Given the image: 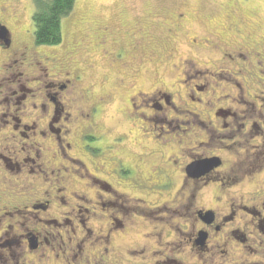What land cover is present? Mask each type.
Segmentation results:
<instances>
[{
  "label": "rangeland",
  "instance_id": "1",
  "mask_svg": "<svg viewBox=\"0 0 264 264\" xmlns=\"http://www.w3.org/2000/svg\"><path fill=\"white\" fill-rule=\"evenodd\" d=\"M32 15L31 0H0V26L11 40L8 50L0 46V154L14 164L37 157L35 166L25 163L14 173L0 158V237L13 222L45 228L61 236L51 242L52 261L55 251L62 257L74 255L75 239L83 235L81 221L86 220L87 228L99 227L104 233L111 229L109 253L102 255L100 263L91 259L94 252L85 246L90 264H157L165 258L176 264H208L205 258L215 252L197 253L185 246L191 230L185 227L182 212H173V194H182L179 187L184 181L178 141H197L193 132L205 129L189 125L184 111L177 109L198 108L211 121L221 107L242 120L247 102L252 103L258 118H251L247 125L254 121L262 129L251 130L248 135L253 140L243 147L250 153L262 152L251 146H260L264 140V114L258 109L264 98V0H75L72 14L61 23L63 40L55 47L34 44ZM104 38H110L106 46L101 44ZM223 50L236 60L229 62ZM118 52L119 61L115 59ZM206 71L213 74L209 83ZM190 73H203V80L187 82ZM66 81L68 91L63 96L67 101L61 102L70 115L63 116L62 141L56 144L44 129L52 111L46 96L55 91L47 87ZM205 84L208 91L198 94L203 101L199 107L190 100L191 90ZM20 87L28 92H20ZM155 92L181 94L182 99L173 100L175 112L167 108L168 120L178 117L177 123L168 126L148 120L146 98ZM162 127L163 136L156 138ZM177 130L185 134L176 135ZM101 183H108L111 192L102 189ZM240 185L241 190L234 192ZM231 187H224L228 198L243 197V201L250 200L256 189L243 178ZM206 192L200 200L210 208L211 193ZM46 193L52 196L49 199L63 197L65 205L53 199L49 217L24 209L47 198ZM107 203L109 208L102 210L100 204ZM125 203L139 208L127 212L119 229L113 219L122 220L119 211L130 210L132 206ZM58 209L69 213L65 217L72 226L45 227L40 220L57 218ZM86 209L101 220H91ZM248 219L238 217L232 228L244 227ZM20 224L13 225L15 231L26 228ZM245 232L248 242L234 241L227 250L220 246L218 250L225 252L214 264H264V236L255 228ZM4 249H0V264H5Z\"/></svg>",
  "mask_w": 264,
  "mask_h": 264
},
{
  "label": "flooded vegetation",
  "instance_id": "2",
  "mask_svg": "<svg viewBox=\"0 0 264 264\" xmlns=\"http://www.w3.org/2000/svg\"><path fill=\"white\" fill-rule=\"evenodd\" d=\"M109 40L110 38H104L101 44L106 46L108 43L107 41ZM191 43L196 44L195 41H192ZM10 45L6 47L0 44V46L5 50H8ZM224 50L222 53L225 57H227L229 62L236 60L232 53L224 54ZM106 53L107 51L104 50L103 55L105 56ZM168 53V55L172 57V54H170L171 50H169ZM238 57H241L243 60L245 59V56L240 53ZM115 59L119 61V52L116 54ZM186 63L188 66V62ZM202 74L193 73V76H191L190 73L186 74L185 78L187 82L191 80L199 81L201 79L203 80L201 77ZM206 74L207 76L205 77V80L207 83H209V78L212 77L213 74L209 73V71H206ZM68 82L69 81L60 82L57 85L51 84L47 87L48 89L51 88V90L53 89L55 91L52 94H47L46 96L47 102H50L51 105H49L52 106V111L51 115L47 116L48 119L45 123L44 129L46 130L45 132H48L55 137L56 144H60L62 141L61 135L63 124H61V122L63 119H65L63 116L70 115V113L65 110V106L61 102V100L67 101L63 95L68 91ZM237 86L240 88L239 85ZM19 91L24 93L28 92V90H25L24 87H20ZM207 91L208 88L206 84L200 87L194 85V89L191 90L192 94L190 95V100L193 102V104L197 103L200 107L203 101L200 99L201 96L199 95L204 92L206 93ZM60 93L61 95L59 96ZM174 98L182 99V96L181 94H171L169 92H162L160 94L155 92L149 95L146 98V100L149 101L148 112L151 114L148 120L150 122L155 121L161 123L162 125L166 124L168 126H172L174 122L177 123L178 117H169L170 119L173 118V122L169 121L167 118L168 107L175 112V103H173ZM21 99H25V94H23ZM72 100L74 101V99ZM261 100L262 105L260 108H258L259 114L262 110L264 114V98ZM246 106L248 107V111L242 120L238 119L234 112L221 107L215 110L211 117V121H208V118L205 116V114L199 112L198 108H194L192 110L177 109L184 111L182 113L186 114V121L188 120L187 123H190L189 125L194 126V124H200V126L202 125L205 129L202 132H199L198 130L193 132L195 136L194 138H196L197 141L192 139V142H188V144H185L182 140L178 141V144L180 145L179 149L177 148L178 154L180 155L178 160H182L179 171L183 175V180L185 182L183 181L179 187V190H182V194H180L178 191L175 197L173 194L172 202L175 204V209H173V212H182L181 215L185 218L187 223L185 227L190 228L191 230L190 233L187 234L185 246H187L192 252H194L195 249H197V253L207 252L208 250V254L215 252L213 257L205 258V261L209 262L208 264H214L215 258H217L220 253L223 254L225 252L224 250H218L220 246L226 247L225 249L227 250V247L229 248V246H232L234 241L239 242L242 245L246 244L248 242V236L245 230H247L248 227L250 230L255 228L258 234L264 236V140L260 146H251L253 149L258 151L263 149L260 153L255 154L253 151L250 153L249 150L243 147L245 144H249V142L253 140L248 135L251 130L257 133L258 130L262 129V127H260L259 124L254 121L247 125L251 118H258V116L256 114L257 112L255 110V106L252 103L247 102ZM66 107H68V104H66ZM44 108L46 107L42 106V111ZM48 108L50 107L48 106ZM176 114L178 113L176 112ZM157 115H162V117ZM201 117H203L202 120ZM228 119L232 121L228 122ZM14 120L15 119H13V122ZM240 121H243V123ZM15 122L20 123L19 120H15ZM168 126L167 128L172 130ZM13 127L15 129L17 128V126ZM25 128L28 131L31 129L29 126ZM32 129H34V127H32ZM244 130H247L248 133H246L247 131L245 132ZM162 131L163 127L158 131L159 135L157 134L156 138L163 136ZM167 132L164 133L167 134ZM175 134H185V131H180L178 133L177 130ZM238 136L241 138V140L237 141L236 138ZM244 138L248 140L247 143ZM236 148L241 150L243 149L244 153H239ZM234 151H236V153H234ZM0 158L4 163H7L5 164V167L14 173L19 172L20 167L25 163H30L31 165L35 166L37 157L32 159H21L22 163L16 162L15 164L10 158H6L1 154ZM31 167L29 168L33 170V167ZM242 178L247 180L252 188L255 186L256 189L251 191L250 194L252 198L250 200L245 199L247 201H243V197L238 199L237 197L236 199H229V192L224 191V187L232 186L231 188H233L239 184ZM33 180L37 179L35 178ZM92 180L95 182H101L95 179ZM15 187L21 186L16 185ZM34 187L35 186L33 185L30 186V188ZM101 187L107 192H111V186L108 183H101ZM241 188L242 185L234 188V192H239ZM184 190L186 193H184ZM206 191L211 193L210 208L204 207L200 200L204 194H207ZM45 195L47 198L40 201H35L32 204L26 206L24 209L29 208V211L35 214L43 213L49 217L51 214L49 211L51 209V202L53 199V202H59V206H63L66 203L64 202L63 197L54 195L52 199H49L52 196L49 193H46ZM116 200L117 199L115 198V201ZM108 204L109 203L100 204L101 209H108ZM125 204L132 206L129 208L130 210L119 211L121 216H124L122 217V220L120 218V221H117L119 219H113V222L118 223L117 225L119 226V229L123 226L122 223H124V220L127 217V212L129 213V211L139 208L138 206H133V203ZM59 206H57V208H59ZM16 211L22 213L21 209H16ZM86 212L88 213L87 216L91 215V220L94 218L98 222L101 220L99 217L94 215L93 212L90 214L88 209H86ZM54 214L60 219L58 220L57 218H54L52 220H40L45 227L50 226L61 228L63 225L72 226V221L70 218L65 217V215L69 213H65L58 209ZM243 215H246V218L249 217V219L245 220L243 223L244 227L237 229L232 228V224L237 222V218L239 217V219H241ZM10 217L13 216L11 215ZM85 221L86 220L81 221V233H83V235L80 239H75V244L73 245L76 247L72 250L74 255H71L70 257L67 254L62 257L60 256L59 251V253L55 251V259L52 261L50 259L49 250H54L50 249L52 246L51 242L61 238V236L50 234L45 228H37L32 222L30 223L29 227H27V222H13V224L6 226V232H4L3 236L0 237V249L5 248L4 250L6 251V254L3 258L4 263L8 264L9 259L11 260L12 264H90L91 259L95 261L102 260V255L109 253L107 245L109 243V237H111V229H106L105 233L104 230L99 229V227L98 229H90L85 227ZM18 223H22L20 225L23 227L25 226L26 228L19 227L20 230L17 229V231H15L13 225ZM247 224H250V226H247ZM154 230H156V228H154ZM177 231L181 234L178 228ZM155 235L159 240H161L160 233L156 231ZM4 237L6 238L5 242ZM85 246H89L94 252L92 255L95 256L91 257V259H88V253L90 251L85 252V249H87ZM172 263H175V261L166 258L157 262V264Z\"/></svg>",
  "mask_w": 264,
  "mask_h": 264
},
{
  "label": "trees",
  "instance_id": "3",
  "mask_svg": "<svg viewBox=\"0 0 264 264\" xmlns=\"http://www.w3.org/2000/svg\"><path fill=\"white\" fill-rule=\"evenodd\" d=\"M34 44L38 47H55L61 44L62 21L74 9L75 0H31Z\"/></svg>",
  "mask_w": 264,
  "mask_h": 264
},
{
  "label": "water",
  "instance_id": "4",
  "mask_svg": "<svg viewBox=\"0 0 264 264\" xmlns=\"http://www.w3.org/2000/svg\"><path fill=\"white\" fill-rule=\"evenodd\" d=\"M0 44L8 47L10 45V38L5 27H0Z\"/></svg>",
  "mask_w": 264,
  "mask_h": 264
},
{
  "label": "bare ground",
  "instance_id": "5",
  "mask_svg": "<svg viewBox=\"0 0 264 264\" xmlns=\"http://www.w3.org/2000/svg\"><path fill=\"white\" fill-rule=\"evenodd\" d=\"M137 122V121H136Z\"/></svg>",
  "mask_w": 264,
  "mask_h": 264
}]
</instances>
